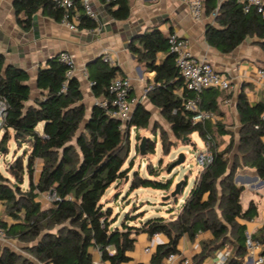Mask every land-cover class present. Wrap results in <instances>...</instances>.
<instances>
[{
	"label": "trees",
	"instance_id": "16d2710c",
	"mask_svg": "<svg viewBox=\"0 0 264 264\" xmlns=\"http://www.w3.org/2000/svg\"><path fill=\"white\" fill-rule=\"evenodd\" d=\"M215 1L203 0L206 15L215 7ZM13 7L17 22H24L25 27L38 10L57 22L62 15L51 0H15ZM105 8L114 20L129 17L128 0H110ZM19 14L25 17L24 21ZM78 18V29L96 28V22L83 12L79 11ZM247 37L256 38L264 51V16L253 10L243 12L237 0L223 2L214 24L206 25V43L221 53L232 52ZM137 41L139 47L130 44L129 51L146 71L154 72L145 94L148 102L159 111L175 138L183 139L196 133L207 143L211 162L199 171L176 214H170L169 218L143 219L145 212L134 211L125 214L116 224L118 215H112V208L103 196L129 172V168H123L129 152V131L147 128L150 112L137 103L124 127L97 104L85 117L78 79L65 77L66 66L58 60V55L37 70L36 86L43 93L34 100V105L25 106L29 97L28 75L20 68L5 65L0 54V98L6 104L0 147L12 130L16 144L25 143L28 149L8 164L6 170L15 179L13 184L0 171V225L9 239L22 243V250L33 257L29 259L0 245V264H94L91 250L99 252L101 262L126 264L135 235L140 233L149 237L160 233L167 238V243L155 248L151 264H163L169 253L178 252L181 237L193 240L202 232H208L210 238L201 243V252L191 264H199L225 246L231 251L227 264H238L243 257L245 224L242 222L251 220L257 212L252 202L242 209L243 188L233 182V176L241 165L253 168L264 180V121L260 119L264 103L250 104L244 93L238 95L235 107L239 120L238 159L236 154L229 164L233 143L218 150L215 141L216 134H229L224 124L218 119L193 123V112L184 108V100L191 95L183 88L166 36L153 27L141 33ZM116 76L123 77L119 67L108 65L100 57L99 64L89 75L93 97L108 99V86ZM62 86L64 91H61ZM221 92L212 88L202 91L199 109L219 118L216 99ZM40 122L43 123L41 133L36 129ZM148 141L146 152L152 153L154 146ZM163 149L166 148L163 146ZM37 160L41 165L35 175ZM24 175L27 188L21 190L19 185ZM171 184V178L161 182L142 178L135 171L128 181V190L150 187L168 191ZM186 185L184 180L182 190ZM44 193L53 196L46 208L38 199ZM171 201L177 202V198ZM3 213L11 219L10 223L3 218ZM135 219L139 221L137 225L128 223ZM253 237L261 242L264 254V226Z\"/></svg>",
	"mask_w": 264,
	"mask_h": 264
},
{
	"label": "crops",
	"instance_id": "0c3cea01",
	"mask_svg": "<svg viewBox=\"0 0 264 264\" xmlns=\"http://www.w3.org/2000/svg\"><path fill=\"white\" fill-rule=\"evenodd\" d=\"M14 1L0 0V54L4 57L5 65L20 68L28 75L26 85L29 89V97L24 103L25 106L34 105V100L42 96L43 92L36 86L37 70L46 66L48 60L58 55L60 51H69L75 56L77 67L75 77L78 79L83 96L85 117L88 116L91 107L98 100L91 93L89 75L99 64L101 54L105 52L113 61L112 65L119 67L120 74L130 80L129 98L132 109L140 103L149 112H151L149 106L157 110L148 102L145 95L154 72L146 71L142 63H139L135 55L129 51L130 44L139 47L138 36L153 27H157L165 36L173 32L188 40L189 47L197 58L209 61L218 73L230 79L234 90L222 91L216 102L221 113L219 120L226 123L234 119L237 125L236 134L239 128L238 115L235 111L238 95L244 93L250 104L264 103V87L253 81L255 69L264 68V51L258 45L257 39L247 37L232 52L221 53L205 41L206 25L214 24V20L204 12L199 20L192 19L186 6L179 0H128L130 13L128 19L123 21L114 20L109 16L105 8L107 0H91L96 13V28L77 31L68 30L41 10L31 16L29 25L25 27L24 22L19 24L16 20ZM18 17L22 21L25 20L22 14ZM133 34L138 36L131 42L128 41ZM81 70L85 71V76ZM205 94L207 95V91ZM157 112L159 113L158 110ZM42 126V122L37 124L36 129L39 133L42 131ZM224 128L229 132L228 128L225 126ZM8 133L12 143L17 145L13 139V131L9 130ZM24 147H27V144L22 143L19 149L22 151ZM37 161L35 175L38 174L41 165V161ZM233 182L243 188L240 194L242 209H246L250 202L256 207V216L242 223L245 224V231L257 236L264 226V212H262L264 211V180L254 173L253 168L238 167ZM177 201L181 203L182 199L179 198ZM179 209L180 207L175 209L174 214ZM146 215L151 217L150 212ZM209 238L208 232L197 234L193 240L183 236L177 244V250L191 261H195L193 258L201 252V243ZM15 241L20 243L8 239L6 244L12 246ZM165 243L167 238L160 233L150 237L142 233L135 235L133 250L128 253L130 260L126 264H151V255L155 248ZM146 247L150 248V252H144ZM223 248L213 251L199 264H213ZM91 253L94 264H108L100 261L97 250H91ZM238 264H241V259L238 260Z\"/></svg>",
	"mask_w": 264,
	"mask_h": 264
},
{
	"label": "built area",
	"instance_id": "2783aa9c",
	"mask_svg": "<svg viewBox=\"0 0 264 264\" xmlns=\"http://www.w3.org/2000/svg\"><path fill=\"white\" fill-rule=\"evenodd\" d=\"M110 1V0H107ZM113 1V0H111ZM186 6L190 16L194 20H199L204 12L203 0H179ZM226 0H216L215 7L208 15L211 20L217 16L219 9ZM53 6L62 12L60 24L68 30L77 31L79 24V10L87 17L96 20V13L92 7L91 0H51ZM241 5L242 11L247 13L255 11L264 16V0H237ZM168 51L174 57V63L177 71L182 78L183 88L191 95L184 100V108L192 111L191 121L202 122L205 120L215 121L218 117L210 112L200 110L198 103L200 93L206 89L212 88L223 92H232L233 85L230 79L218 73L212 64L205 60L197 58L189 47L188 40L180 37L176 33L170 32L166 36ZM102 53V52H101ZM103 62L112 65L111 58L103 52L101 54ZM58 60L66 66L65 77L75 76L77 67L75 56L69 51H60ZM85 76V71L81 70ZM254 83L264 87V68H256L254 72ZM65 87L62 86L61 91ZM131 91L130 80L127 77L116 76L108 86V99H98L95 104L105 110L106 115L121 123L124 127L130 120L132 113L131 101L129 98ZM6 104L3 98H0V132H3L4 117ZM260 119L264 121V112L260 115ZM196 164L199 171L204 169L212 160V154L208 149V144L204 143V148L196 154ZM50 200L53 199L51 193L48 194ZM264 212V211H262ZM158 234V233H157ZM5 229L0 225V245L8 241ZM244 255L241 258V264H264V254H262V244L255 239L251 232H244ZM145 253L150 252V248L144 249ZM231 257V251L225 246L217 260L213 264H226ZM191 264V259L183 256L179 252L169 253L164 258V264Z\"/></svg>",
	"mask_w": 264,
	"mask_h": 264
},
{
	"label": "rangeland",
	"instance_id": "374dc122",
	"mask_svg": "<svg viewBox=\"0 0 264 264\" xmlns=\"http://www.w3.org/2000/svg\"><path fill=\"white\" fill-rule=\"evenodd\" d=\"M150 120L147 128L134 129L129 131V152L128 157L123 164V168H129V172L123 180L111 185L103 196V200L108 201V205L112 208V215H118L116 224L125 216V214H132L134 211L145 212L143 219L147 218V213H151L153 216H165L169 218L174 214L184 199L188 196L195 177L199 173V167L196 164V154L198 151L204 148V142L199 138L196 133H192L183 139L175 138L169 130V126L160 118L159 113L154 108L150 107ZM219 120V118H218ZM224 123V122H223ZM224 126L229 129L230 134L215 135V141L218 146V150L226 148V146L232 142V147L228 155L229 164L237 154V142L238 137L236 134V122L234 119L228 120L224 123ZM82 127V126H81ZM2 132H0V139ZM142 138L145 140V154L140 156L138 151V145ZM148 142L153 144L154 151L146 152V144ZM166 149H163V146ZM127 144V143H126ZM19 145H14L12 139L8 137L0 147V171L4 176L9 179V183L13 184L15 179L7 172L8 164L12 163L16 157L22 156L28 151L27 147L21 151ZM179 154H184L185 158L182 164L174 165V162L178 159ZM238 159V154L236 155ZM24 162V161H23ZM39 162V161H37ZM243 166L239 165V168ZM37 169H35L36 171ZM138 171L142 178L153 179L158 181H165L168 178L172 179V184L168 191H161L147 188H139L133 191L128 190V181L131 179L133 173ZM186 180L187 185L181 191L178 196L182 199L179 203L169 200H163L162 194L168 195L174 188V184L178 181ZM27 179L23 176V182L19 185V189L26 190ZM48 194L44 193L39 195L38 199L42 203V207L46 208L50 205V199ZM178 198V199H179ZM177 199V200H178ZM163 202H169L163 204ZM1 208V207H0ZM171 210V211H170ZM3 218L9 223L11 219L3 213ZM138 219L129 221L130 225L138 224ZM14 240V239H12ZM8 244H1V246L7 247L19 254H22L29 259H33L31 255L21 249L22 243H17L12 246Z\"/></svg>",
	"mask_w": 264,
	"mask_h": 264
},
{
	"label": "water",
	"instance_id": "95a60500",
	"mask_svg": "<svg viewBox=\"0 0 264 264\" xmlns=\"http://www.w3.org/2000/svg\"><path fill=\"white\" fill-rule=\"evenodd\" d=\"M137 36H138L137 34H133L132 36H130L128 38V41L131 42ZM145 140H146V138H142L139 145H138V151H139L140 156H143L145 154ZM184 158H185L184 154H179L178 159L174 162V165L178 166V165L182 164L184 161ZM183 183H184V180L176 182L174 184L173 190L168 195L163 196V200H169V199L177 198L182 191Z\"/></svg>",
	"mask_w": 264,
	"mask_h": 264
}]
</instances>
